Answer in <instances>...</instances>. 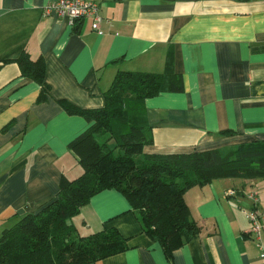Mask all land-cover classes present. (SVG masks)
Segmentation results:
<instances>
[{"label":"crops","instance_id":"1","mask_svg":"<svg viewBox=\"0 0 264 264\" xmlns=\"http://www.w3.org/2000/svg\"><path fill=\"white\" fill-rule=\"evenodd\" d=\"M51 1L0 0V231L19 209L55 197L62 176L81 175L68 144L89 123L61 102L102 107L119 72L181 79L179 91L126 98L129 122L152 136L142 154L264 141V0H95L100 32L45 15ZM24 50L43 57L46 90L21 74L15 59ZM252 195L264 215V178L189 188L200 232L170 259L115 189L93 195L68 223L80 236L114 227L127 240L126 250L88 264H264V230L256 239L243 213Z\"/></svg>","mask_w":264,"mask_h":264},{"label":"trees","instance_id":"2","mask_svg":"<svg viewBox=\"0 0 264 264\" xmlns=\"http://www.w3.org/2000/svg\"><path fill=\"white\" fill-rule=\"evenodd\" d=\"M15 60L22 75L48 88L41 55L33 57L24 50ZM181 89V79L174 73L123 71L104 93L102 107L84 109L62 101L69 112L83 115L89 123L68 144L82 173L74 179L62 176L55 197L5 219L11 224L0 231V264H88L126 250V238L114 227L80 236L68 223L104 189H115L127 199L142 231L170 259L175 249L200 232L184 199L189 188L221 177L264 178V141L188 153L142 154L152 136L145 124L129 122L126 98Z\"/></svg>","mask_w":264,"mask_h":264},{"label":"built area","instance_id":"3","mask_svg":"<svg viewBox=\"0 0 264 264\" xmlns=\"http://www.w3.org/2000/svg\"><path fill=\"white\" fill-rule=\"evenodd\" d=\"M45 15H55V17L66 19L67 23L74 26L76 22L87 20L90 22L92 30H99V24L102 19L100 15L99 4L95 0H54L43 8ZM234 190L227 191L226 195L232 196ZM252 206L243 209L250 222V231L256 239H260L262 230H264V215L257 208V197L252 195ZM264 256V253L262 254Z\"/></svg>","mask_w":264,"mask_h":264},{"label":"water","instance_id":"4","mask_svg":"<svg viewBox=\"0 0 264 264\" xmlns=\"http://www.w3.org/2000/svg\"><path fill=\"white\" fill-rule=\"evenodd\" d=\"M31 207H32L31 205L25 206V207L19 209V210L17 211V213H18L19 215H21V214H23L24 212L29 211Z\"/></svg>","mask_w":264,"mask_h":264},{"label":"rangeland","instance_id":"5","mask_svg":"<svg viewBox=\"0 0 264 264\" xmlns=\"http://www.w3.org/2000/svg\"><path fill=\"white\" fill-rule=\"evenodd\" d=\"M127 105H130V104H129V101H127ZM68 221H69V220H68Z\"/></svg>","mask_w":264,"mask_h":264}]
</instances>
